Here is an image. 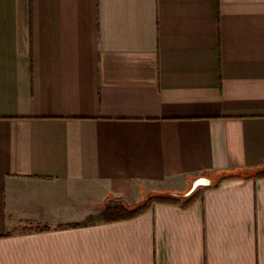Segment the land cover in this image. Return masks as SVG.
Wrapping results in <instances>:
<instances>
[{"label":"crops","instance_id":"obj_1","mask_svg":"<svg viewBox=\"0 0 264 264\" xmlns=\"http://www.w3.org/2000/svg\"><path fill=\"white\" fill-rule=\"evenodd\" d=\"M263 171L264 0H0V264H264Z\"/></svg>","mask_w":264,"mask_h":264},{"label":"trees","instance_id":"obj_2","mask_svg":"<svg viewBox=\"0 0 264 264\" xmlns=\"http://www.w3.org/2000/svg\"><path fill=\"white\" fill-rule=\"evenodd\" d=\"M260 175H264V171ZM235 174H230L229 177H233ZM192 193L188 197H184L183 194H175L168 192H158L151 195H147L144 200L134 208L128 207H116L107 210L105 220L123 219L134 217L148 209L154 203H171L179 204L183 207L190 205L195 200V195ZM46 229V227L40 228Z\"/></svg>","mask_w":264,"mask_h":264},{"label":"water","instance_id":"obj_3","mask_svg":"<svg viewBox=\"0 0 264 264\" xmlns=\"http://www.w3.org/2000/svg\"><path fill=\"white\" fill-rule=\"evenodd\" d=\"M210 185V180L207 178H199L197 180H195L192 184V187L190 188V190L188 192H186L185 194H183L184 197H188L190 196L192 193L195 192V190L197 189V187L199 186H208Z\"/></svg>","mask_w":264,"mask_h":264},{"label":"rangeland","instance_id":"obj_4","mask_svg":"<svg viewBox=\"0 0 264 264\" xmlns=\"http://www.w3.org/2000/svg\"><path fill=\"white\" fill-rule=\"evenodd\" d=\"M149 195H151V194H149Z\"/></svg>","mask_w":264,"mask_h":264}]
</instances>
